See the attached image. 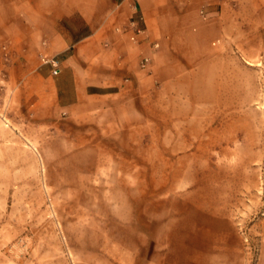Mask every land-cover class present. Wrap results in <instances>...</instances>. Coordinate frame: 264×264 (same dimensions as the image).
Here are the masks:
<instances>
[{"label": "rangeland", "instance_id": "374dc122", "mask_svg": "<svg viewBox=\"0 0 264 264\" xmlns=\"http://www.w3.org/2000/svg\"><path fill=\"white\" fill-rule=\"evenodd\" d=\"M227 50L124 122H41L0 94V264H264V34Z\"/></svg>", "mask_w": 264, "mask_h": 264}, {"label": "crops", "instance_id": "0c3cea01", "mask_svg": "<svg viewBox=\"0 0 264 264\" xmlns=\"http://www.w3.org/2000/svg\"><path fill=\"white\" fill-rule=\"evenodd\" d=\"M262 28L258 1L0 0V94L41 122H124L112 117L141 109L152 91L202 70L219 75L227 44Z\"/></svg>", "mask_w": 264, "mask_h": 264}, {"label": "built area", "instance_id": "2783aa9c", "mask_svg": "<svg viewBox=\"0 0 264 264\" xmlns=\"http://www.w3.org/2000/svg\"><path fill=\"white\" fill-rule=\"evenodd\" d=\"M203 13V11H202ZM155 46H157V44H154ZM44 62L50 63L52 66V71L54 74H57L60 71V67L58 64V61L55 58H47L44 60ZM149 62V58L148 57H144L142 58L140 65L141 67H145Z\"/></svg>", "mask_w": 264, "mask_h": 264}]
</instances>
